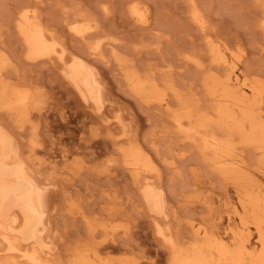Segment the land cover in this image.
<instances>
[{
	"label": "bare ground",
	"instance_id": "6f19581e",
	"mask_svg": "<svg viewBox=\"0 0 264 264\" xmlns=\"http://www.w3.org/2000/svg\"><path fill=\"white\" fill-rule=\"evenodd\" d=\"M138 1L126 2L128 19L142 36H159L147 2ZM256 1L264 36V0ZM25 2L0 28L9 30L7 40L0 32V264H264V75L244 77L229 60L233 51L206 34L207 64L176 52L205 71L201 93L185 91L164 57L141 70L122 55L120 41L90 23L93 12L61 15L58 26ZM189 3V19L204 33L207 20ZM76 42L92 58L74 51ZM110 60L132 101L104 77L99 63ZM134 105L157 112L156 131L173 144L166 153ZM179 161L190 163V179L175 200L167 189L182 173ZM160 169L173 176L168 187ZM139 214L152 246L135 238Z\"/></svg>",
	"mask_w": 264,
	"mask_h": 264
},
{
	"label": "rangeland",
	"instance_id": "374dc122",
	"mask_svg": "<svg viewBox=\"0 0 264 264\" xmlns=\"http://www.w3.org/2000/svg\"><path fill=\"white\" fill-rule=\"evenodd\" d=\"M20 1H22L24 3H26L25 1H27V4H29L31 7H33V9H34V7H35V9H38V11L41 12V14L38 12V15H40V16L42 15L43 17L45 16L44 17L45 19H48V17H52V18L55 17V22H58V18L60 19L61 15L63 16V17H61L63 19H64V16H67L69 13L73 14V15L70 14L71 15L70 17L74 16V13L77 10H79V11H77V13L79 12V15L81 14V16L84 13H86V16L83 15L86 18L88 16H90V14L93 12L91 14V15L94 14L92 16L93 18H89V19H91L90 23L91 24L97 23L99 27L101 26L100 28H102V26H103V29H101L103 31H104V29L105 30L107 29L106 31H104V33L105 32L106 33L103 34L104 36L106 35L105 37H107V39L104 36L102 38V40L104 42H105V39L108 40L109 37H110L109 40H113L115 38L114 41L117 40L118 42L115 41V42H117V44H119V41H120V44H119L120 48L118 47L120 50H118V51H120L121 54L124 56L127 55L126 56L127 59L130 60L132 58L134 61H132V59H131V61L134 62L135 65L138 66L140 69L142 67L141 70L146 68L148 64H151V65H158L159 64L160 65V63H162L161 58L164 57L165 61H167L168 63L170 62V64L171 63L173 64L172 65L173 70L175 68L174 72H177L180 75V77L182 76L181 79L183 81L180 79H179L180 80L179 81V80H177V78H175V77L174 78L178 81L179 85L183 89L185 87V91H189L190 87H192L190 89H194V90H192L193 92L195 90H196L195 92L200 91L201 90L200 81H201V78H202L203 74L205 73V71L203 74L199 73L201 71L197 72L195 70V68L191 65V63H183L182 61L176 60L177 59L176 58V52L178 50H181V52L185 53V54L186 53L190 54V55H192L194 53L200 54L203 58L204 64H207L209 62V59L207 58V45H206V41H205V35L206 34H209L211 36L213 35L212 36L213 39L222 41L231 49V51H233L232 52L233 56L229 57V60H231L232 63L236 64V68L238 67L241 70V71L240 70L239 71L241 72V74L244 75V77H249V76H252L253 74H255L256 76H259V75L262 76L261 74L264 75V36L262 35L261 31L259 30V27L257 26L260 18L263 15V14H261V13H263V7H262L263 3L261 5H259L260 3L257 4L256 0H232V1L231 0H194L195 2L197 1V3H198V4L196 3V5L200 6V7L198 6V8H201L200 11L204 17V20L205 21L207 20V22H206L207 23V30L204 33L201 32L189 19V16H188L189 15V12H188L189 8L188 7L190 4L189 2H191L193 0H191V1H189V0L188 1L187 0H140V2L138 0H136V2L138 1L139 3H141V5H144V6L146 5V2H147L148 5H146L145 7L148 6L147 7L148 10H150L151 15L155 18V19L153 18L154 20L151 18V23H153L152 26L154 28H156V33L159 34V36H157V37H159V38H157L156 36L146 35L147 33H145L143 31V29H142V31L144 33V36H142L141 31H140L141 30L140 26L138 29L137 28L138 25L136 26V24H134L132 22V24H134L136 26V27H133V25L131 24V21L128 19L129 17L127 16L128 14H126L127 13L126 5L129 3H132V1L135 2V0H132L130 2H129V0H127V1L126 0H109V1L108 0H96V1L95 0L94 1L93 0H24V1L23 0H0V4H1L0 7L2 8L0 10V12L2 14L4 13L3 15H0V21H1L0 22V28L2 25L4 27V25L6 26V24H8V21H9L8 15L10 13L14 14L13 10H16V9H14V7L16 6L15 8H18V6H19V5L17 6V3L23 4V3H19ZM141 1H145V3L144 2L142 3ZM126 2H127V4H126ZM104 4H106L107 6L105 5V7H104ZM144 6H142V7H144ZM151 7H152V10L149 9ZM5 8H6V10H5ZM84 8L85 9L87 8V9L85 10ZM104 8H106L107 13L104 12ZM70 9L71 10L73 9V10L71 11ZM80 9H81V11H80ZM107 9H109L110 11L109 10L107 11ZM120 9H122V10H120ZM162 9H163V11H162ZM117 10L119 12H117ZM82 12H84V13H82ZM113 12H114V14H113ZM6 13L7 14L9 13V14L7 15ZM63 13H65L66 15ZM88 13H90V14H88ZM162 13H163V15H162ZM11 14H10V16H11ZM110 14H111V17H110ZM164 14H166V15H164ZM5 15H6V18L8 17L7 20H6V18H4ZM184 16H185V18H184ZM163 17H164V19H163ZM52 18H50V19H52ZM2 19H5V20H2ZM50 19H48V20H50ZM93 19L95 20V22H93L94 21ZM97 19L100 22L101 21L102 22L101 23L99 21L96 22ZM124 20H126V21H124ZM161 20H162V22H161ZM2 21H4V22L7 21V22L4 23ZM53 21H54V19H53ZM60 22L63 25L59 24V22H58V24H57L58 26L59 25H62V26L65 25L64 21H60ZM99 23H100V25H99ZM111 28H113V29H111ZM178 28H180L181 31H178ZM3 29L2 30L0 29V32L2 31V37L7 38L8 32L5 30H8V28L7 29L3 28ZM3 31L5 33L7 32L6 33L7 35L6 34L3 35V33H4ZM101 35H100V38H101ZM178 37H179V39H178ZM150 41H152V42L150 43ZM122 42H123V44H122ZM148 43L150 45H147ZM73 44H72V49L74 51H76L75 49H77L78 52H80V51L82 52V50H83L82 53L84 55L91 56V55H89V53H87L88 52L87 49H85L82 46V44L80 45V43L76 42L74 44L75 48H73ZM141 45H143L142 49H140V50L136 49V48L140 47ZM146 45L149 47H147ZM103 47H106L105 48L106 50L104 49L103 52L105 53L106 57L109 58L110 54H109V51H107V50H109V48L107 49L108 46L103 45ZM136 51H138V53H136ZM84 52L87 54H85ZM203 55H204V57H203ZM91 58H92V56H91ZM139 62H141V63H139ZM98 63H99V61L97 62V64ZM179 64H180V68L178 67ZM100 66L102 68V69L101 68L100 69L103 70V72H105L104 77H106V80L109 81V84L111 85L113 91L115 90L114 91L115 94H117V96L121 97L122 99L124 98L125 100L132 101V99L129 97V94L124 90L125 87L123 86L122 77H121L120 73L118 72L117 66L114 64V62L112 60H110L108 62H103V64L101 62V63H99V67ZM110 66H112V67H110ZM180 69H182V70H180ZM192 69H193V72H192ZM115 70H117V71H115ZM242 71H244V72H242ZM255 71H257L258 75ZM245 72H246V75H245ZM177 73H174V76L177 77ZM217 73H222V71H217ZM247 73H250V74L247 75ZM44 74H47V72L43 70V74H41V76ZM261 78L264 79L263 76ZM182 83H183V85L184 84L185 85L182 86ZM189 85H191V86H189ZM119 86H121V87H119ZM120 92H122V93H120ZM200 93H201V91H200ZM134 109H136L137 112L141 113V116L143 117V121H145L144 119L146 118V123H145L146 125L147 124L149 125L150 121L153 122V124L151 123L153 125V127L151 125H149V128L147 126L144 127V130L150 129L149 133H151V134H149L148 131H145V134L148 133L147 135H153L155 142L158 141L159 139H161L160 144H159V141L156 144H157V146L159 144V148H160L159 150L160 151L164 150V152H165L168 148L167 146L170 145L171 143L168 144L169 139H166V137L162 136L163 134L161 135L160 133H158L156 131V130L160 129L161 128L160 126H162V124H163L162 122H160V117H159V120L156 119V118H158V116L156 117V115H155L156 118H154V119L157 122V124L154 121L152 114H156L157 112L154 111V113L150 112V114H149V113H147V112H149V110H147V112L144 110H141V108H139L137 105H134ZM150 111L153 112V110H150ZM147 115L149 118L146 117ZM149 115L152 116L153 120L150 118ZM49 119H50V117L48 118V122H49ZM54 119H56V116L52 117L53 122L55 121ZM52 120H50V123H52L51 122ZM159 123H160V126L158 125ZM54 125H55V122H54ZM152 131L153 132L156 131L158 133V136H157L158 138L156 136H154L155 133L153 134ZM162 139H164L165 141ZM167 140H168V142H167ZM162 141L164 144L162 143ZM160 145H162V146H160ZM171 145H173V144H171ZM161 152L164 154L163 151H161ZM251 155H252V153L250 154L249 158L252 157ZM254 157H252L253 160H254ZM252 159L250 158L251 161H252ZM155 162H156V160H155ZM179 162L183 164V161L182 162L179 161ZM177 164H179V163H177ZM182 164L181 165L179 164V166H182ZM184 164H185V162H184ZM184 164H183V168L185 165H187L186 168H187L188 172H187V170H185V168H184V170H183V168L179 169L178 165H177V168H178V171L181 170L180 173L181 172L182 173L187 172V174L183 173L184 174L183 175L181 173L179 175L178 174L176 175V173L174 171L172 172L166 166H163V168H162L161 167V165H163L162 163H161V165H160V163H157V165L160 166L161 169L165 170L164 167H166L169 170V172H171V173H169L167 171V169L165 170V172H167L171 175L173 173H175V174H173V176L176 175L175 178H177V179H175L171 175L168 178V174L165 173V174H167V175H165L164 171L160 169L161 172H163L162 176L164 177V179L168 178L167 179L169 181L168 183L165 180H163L165 182L166 186L167 185L169 186L170 181L174 179L173 180L174 182L171 181V183H172V185H173V183L175 184V187H176L175 190L174 189L171 190L170 187H172V185H170L169 187L167 186L169 189L166 188L167 191L169 192V195H171L173 197L179 196V198H180L181 197L180 195H182L184 193L183 191H185L186 188L185 189L182 188V187H185L184 186L185 184L182 185V183H187L189 185V182L187 181V179L188 180L190 179V177H188V176H190L188 173H189V168L191 166H190V163L185 164V165ZM166 176H167V178H165ZM182 176H184V177H182ZM172 177H173V179H172ZM179 177H182L181 178L182 180ZM121 178H123L125 180V177H121ZM178 178H179V181H177ZM121 181H120L122 183V185L120 183L121 188H123L124 186L126 188L128 186V183H126V181H124V183H123L122 179H121ZM188 185H187V187H188ZM219 188H220V186L218 187V189L215 188L216 191L218 192L216 200H220L223 198L222 197L223 188H222V190L220 188V191H219ZM181 189H183V190H181ZM170 192H171V194H170ZM175 192H176V194L174 195ZM177 192H180V193L183 192V193L177 195L178 194ZM175 197H174V199H175ZM171 199L174 200L172 197H171ZM137 216H141V214H139ZM142 217H143L144 221H142L143 220ZM135 220H137V226H136L137 230H136V234H135V238H136L137 242L141 243V245H146L145 247L152 246L151 245L150 231H149V228L147 227V225L145 224L147 222H146L144 216H141V218L137 217V219L135 218Z\"/></svg>",
	"mask_w": 264,
	"mask_h": 264
}]
</instances>
